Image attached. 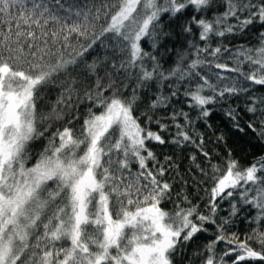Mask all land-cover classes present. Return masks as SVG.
<instances>
[{
    "label": "snow or ice",
    "instance_id": "1",
    "mask_svg": "<svg viewBox=\"0 0 264 264\" xmlns=\"http://www.w3.org/2000/svg\"><path fill=\"white\" fill-rule=\"evenodd\" d=\"M51 2L0 0V264H175L176 253L197 233L206 232L205 224L214 225L218 234L205 245L202 264H264V156L241 167L229 153L222 165H211V174L201 169L211 182L205 189L207 214L187 196L184 201L188 207L177 203L167 210L162 204L170 200L172 185L158 179L166 169L163 165L156 171L149 168L150 161L156 162L149 142L163 145L166 141L160 132L148 127L150 115H134L141 99L137 89L147 87L150 81L181 82L198 77L201 82L184 95L190 97V107L199 109L197 118L205 120L210 115L208 106L225 94L247 92L241 81L216 73L218 82L229 81L218 88L197 69L213 62L202 59L201 53L218 61L222 50L229 51L223 45L213 48V37L242 32L255 22L264 25V0H225L222 14L211 19L193 16L183 31L191 33L195 24L205 44L195 46L196 58L186 67L181 56L167 73L160 70L156 56L143 49V39L152 40L155 47L162 13L175 17L190 6L197 12L206 11L216 0H105L95 10H77L70 22L50 7ZM54 2L64 7L60 0ZM102 17L105 24L97 32ZM231 19L236 23H230ZM106 33L112 34L124 53L118 70H124L125 79L134 75L136 87L126 96L110 74L107 84L97 77L95 88L84 93L91 106L82 124L76 128L69 120L52 132L29 167L31 143L45 136L51 126L45 127L48 121L64 118L57 107L47 114L38 110L41 89L57 84L72 66H78L84 53ZM72 34L84 38L85 44L79 48L70 45ZM61 35L63 48L73 49L67 56L64 50L54 52L48 46V37L55 44ZM234 57L235 67L216 62L215 68L238 73L243 82L264 86V32L259 34L257 46H241ZM146 60L152 61L150 68ZM244 64L248 72L243 71ZM84 67L87 73L95 74L98 65L93 61ZM74 83H61L64 92L57 105L73 107L66 102L75 91ZM206 90L210 94H205ZM176 95L177 91L171 96L161 93L149 107H166ZM260 103L264 104V98ZM248 111H257L255 103ZM227 115L235 120L233 110ZM141 116L148 123L142 124ZM178 117L186 124L181 125ZM171 118L177 128L171 142L194 143L185 130L192 123L188 113L174 112ZM73 119L79 121L80 116ZM156 123L162 130L168 127L159 120ZM261 125L259 134L264 137V120ZM235 126L243 131L238 123ZM199 139L197 146L202 147L203 136ZM218 139L223 140V136ZM203 155L209 157L208 152ZM133 164L137 165L136 172H132ZM226 200L229 215L217 223L220 205ZM241 205L255 210V215L245 217L254 227L243 239L226 230ZM221 242L227 249L218 254L216 246Z\"/></svg>",
    "mask_w": 264,
    "mask_h": 264
},
{
    "label": "trees",
    "instance_id": "2",
    "mask_svg": "<svg viewBox=\"0 0 264 264\" xmlns=\"http://www.w3.org/2000/svg\"><path fill=\"white\" fill-rule=\"evenodd\" d=\"M104 2L105 0H60V4L64 6L61 9L52 0L50 7L56 10L59 15L68 17L70 22L77 10H86L88 8L95 10L96 7H100ZM68 9H71V12ZM225 9V0H216L215 4L206 11L197 12L190 6L183 13L175 17L170 13H162L158 22L155 47H153V41L148 38L143 39L142 47L145 51L156 56L157 62L161 66L160 70L165 73L176 66L181 56L185 57L184 66L186 67L192 59L196 58L195 46L203 47L205 42L199 39L200 29L195 24H192L191 33L183 31L184 25L191 21L193 16L197 19L202 17L211 19L214 15L222 14ZM229 22L236 23L235 19H231ZM103 24H105V20L102 17L97 25V32L100 30V25ZM50 27L52 30H55V26ZM261 32H264V25L255 22L242 32L236 31L225 37H213L211 40V46L213 48L218 45H223L229 49L228 52H223L222 50V57L218 61L207 56L206 53H201L202 59L206 58L207 60L213 61L211 64L206 63L197 69L201 76H207L210 82L218 84L219 88L229 83L228 80L218 82L215 74L219 73L224 77L241 81L249 89L247 92L241 91L236 95L225 94L215 104L209 105L210 115L206 120L197 118L199 109L190 107V97L184 95V92L189 87L194 88L197 83L201 82L198 77L185 79L181 82H177L175 79L162 82L150 81L147 87L137 89V94L141 99L137 106L138 111L134 115L140 116L141 113L150 115L152 117L151 123H148L143 116H141V123H148V127L152 131L160 132L166 141L163 145L155 141L149 142V147L156 153V162L150 161L149 168L156 171L163 165L166 169L165 175L158 177V179L172 185L170 200L162 204V207L165 209L172 210L177 203L182 207H188L189 205L184 201V196H187L193 205H200V211L207 214V209L205 208V189L210 188L211 182L201 172V169L211 174V165H222L229 158V153H231V158L239 161L241 167H247L261 156H264V137H261L259 134L262 127L261 121L264 120V114H262L264 113V104L260 103L261 98H264V86L255 85L251 82H243L242 77L238 73L215 68L216 62L227 63L229 67H235L236 61L234 54L236 50L241 46H257ZM37 34L39 35V31ZM48 40V46L54 52L57 49H62L67 56V53L73 50L72 47L67 49L63 48L62 35L55 44L52 43L51 37H48ZM68 43L79 48L80 45L85 44V40L82 37L77 38L75 34H72L69 36ZM123 58L124 53L120 52L116 41L112 39V34L106 33L96 41L92 48L84 53L78 62V66H72L69 73L62 75L57 84L48 85L41 89V100L38 104V110L47 114L53 107H57L58 110L63 111L64 118L60 121H48L45 127H48L49 124L51 126L48 127L45 136L31 143V159L28 161L29 167L35 163L37 159L35 154L43 150L52 132L57 128L62 129L69 120L73 121L72 126L76 128L82 124L87 108L91 106V101L84 97V93L95 88L97 77L101 78L102 83L107 84V74H110L112 79L120 87L122 93L126 96L131 95L132 89L136 87L135 76L133 75L125 79L124 70H118ZM93 61L98 65L97 72L95 74L87 73L84 66L85 64L93 63ZM114 63L116 68L113 67ZM145 63L149 68L152 65V61L150 60H146ZM131 71L135 72V70ZM243 71H249L247 64L243 65ZM72 81H75L73 85L75 91L71 94V100L66 103L72 104L73 107L68 108L66 104L57 105V100L60 98L61 93L64 92L61 83H71ZM123 84H127L128 87L124 88ZM172 91H177V95L171 97L166 107L161 106L154 110L150 109L149 105L151 101L159 94L162 93L164 96H171ZM205 94H210V92L206 90ZM105 95H110V92H105ZM253 103L257 107L255 113L248 111V108ZM229 109L233 110L235 120L227 115ZM180 111L187 112L189 120L192 122L191 124H187L185 130L192 136L194 143L183 142L177 145L171 142L177 132V128L175 127L176 121H173L171 117L174 112ZM77 114L80 116L79 121L73 119ZM157 120L161 124L168 125L167 129H160L156 123ZM178 122L181 125L186 124L183 117H178ZM237 123L243 131L237 129L235 126ZM249 124L253 125V128H249ZM201 135L203 136V145L202 147H198L197 145L200 144L199 137ZM221 136H223V140L218 139ZM203 152H208L209 157L206 158ZM193 156H195L194 161L192 159ZM166 157H170V160H166ZM196 165L200 167L198 168ZM136 171L137 165L133 164L132 172ZM229 208V201L226 200L221 203L217 223L220 222V217H228ZM240 208L241 211L236 217L232 218L233 222L226 226V230L230 233H236L243 239L246 234L251 232L252 227H254V225L248 223L245 217L255 215V210L244 205H241ZM205 228L207 229L206 232L197 233L191 241L182 245L175 255V264H202L205 255V245L214 240L218 234L214 225L205 224ZM226 249L227 245L223 242L218 243L216 246L218 254ZM225 259L229 260L230 258L226 257Z\"/></svg>",
    "mask_w": 264,
    "mask_h": 264
}]
</instances>
